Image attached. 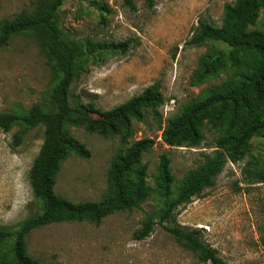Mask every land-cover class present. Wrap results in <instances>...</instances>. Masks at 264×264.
I'll return each mask as SVG.
<instances>
[{
    "label": "rangeland",
    "instance_id": "374dc122",
    "mask_svg": "<svg viewBox=\"0 0 264 264\" xmlns=\"http://www.w3.org/2000/svg\"><path fill=\"white\" fill-rule=\"evenodd\" d=\"M232 0H63L56 13L61 37L77 56L69 87L72 106L92 102L99 110L123 103L145 87L158 83L164 97L159 116L151 110L143 121L132 123V133L102 136L82 126L66 124L68 132L84 143L89 158L68 156L60 167L54 190L73 201H98L107 191L106 172L112 157L141 138L152 148L142 154L147 183L153 189L161 154L170 160L173 176L170 197L183 176L219 149V127L208 119L200 126L198 145H168L162 131L167 120L211 87L235 83L243 64L227 63L214 75L193 83L191 75L200 59L228 48L221 30L222 12ZM37 0H0V21L31 13ZM199 20L218 32V39L201 45L186 41ZM264 20V8L256 27ZM127 41L119 52L112 44ZM43 38L35 32L13 35L0 48V113L26 112L32 105L53 108L51 94L60 74L48 63ZM242 60L246 57L241 56ZM259 111V110H258ZM248 116L243 120L247 121ZM23 131L13 145V134ZM43 140V126L14 124L0 129V225L14 226L37 206L28 172ZM264 164V136L253 135L237 161L227 160L214 184L175 208L170 221L158 223L162 199L152 193L140 208L106 216L99 225L86 221L51 223L26 238L29 256L45 264H210L199 249L180 244L164 227L197 229L200 238L230 264H264V182L258 172ZM146 214L156 222L144 239L133 233ZM8 243L0 244L5 250Z\"/></svg>",
    "mask_w": 264,
    "mask_h": 264
},
{
    "label": "trees",
    "instance_id": "16d2710c",
    "mask_svg": "<svg viewBox=\"0 0 264 264\" xmlns=\"http://www.w3.org/2000/svg\"><path fill=\"white\" fill-rule=\"evenodd\" d=\"M62 1L37 0L33 12L0 21V48L6 46L13 35L38 33L44 40L48 63L60 74L51 94L53 108L43 109L34 104L23 113H0V129L5 132L14 124L25 128L43 126V140L28 172L37 208L17 225H0V244L8 243L5 250L0 249V264H45L26 251V238L33 230L67 221L99 225L110 214L140 208L152 193L162 199L158 223L170 221L175 208L214 184L227 160L237 161L242 157L247 141L253 135L264 136V20L261 27H256L264 0H232L224 5L221 22V30L229 36V46L213 56L200 59L191 82L205 80L227 63L235 66L241 62L243 71L235 83L228 81L211 87L203 96L191 100L167 120L162 131L163 140L168 145H198L200 126L208 118L219 127L221 133L217 146L221 150H213L202 164L189 170L172 198L173 176L166 154L160 155L155 187L152 189L147 183V166L142 162V154L152 148L154 141L151 138L135 140L124 152L112 157L106 172L107 191L100 200L73 202L57 194L54 190L56 177L64 160L70 155L90 157L85 144L68 132L67 123L102 136L119 135L121 141H125L132 133L133 120L143 121L149 110L158 117L157 109L164 100L158 83H153L107 110L97 109L92 102L72 106L68 94L76 72L77 56L62 39L55 20ZM217 32L208 22L199 20L186 44L198 46L216 40ZM111 47L119 52L125 51L128 42L114 43ZM241 56L246 59L242 60ZM245 115L249 118L247 121L243 120ZM22 135L23 131L13 134V145L21 143ZM257 177L264 182V164ZM155 224L152 215L146 214L141 227L134 231V238H146ZM164 228L183 246L199 249L205 262L230 264L200 238L199 230H185L178 226Z\"/></svg>",
    "mask_w": 264,
    "mask_h": 264
}]
</instances>
